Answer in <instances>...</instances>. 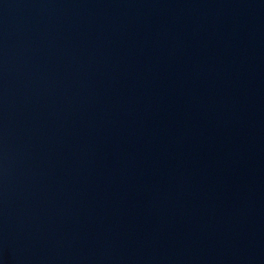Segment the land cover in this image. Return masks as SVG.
<instances>
[{
    "label": "water",
    "instance_id": "obj_1",
    "mask_svg": "<svg viewBox=\"0 0 264 264\" xmlns=\"http://www.w3.org/2000/svg\"><path fill=\"white\" fill-rule=\"evenodd\" d=\"M0 264H264V0H0Z\"/></svg>",
    "mask_w": 264,
    "mask_h": 264
}]
</instances>
